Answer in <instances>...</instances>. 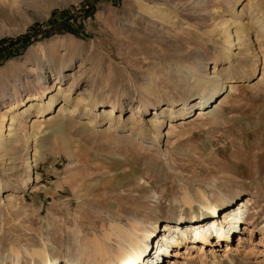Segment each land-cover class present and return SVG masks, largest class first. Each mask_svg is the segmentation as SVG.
I'll list each match as a JSON object with an SVG mask.
<instances>
[{
  "label": "rangeland",
  "instance_id": "374dc122",
  "mask_svg": "<svg viewBox=\"0 0 264 264\" xmlns=\"http://www.w3.org/2000/svg\"><path fill=\"white\" fill-rule=\"evenodd\" d=\"M207 1L216 14L203 15L192 0H0L9 15L0 14L8 30L0 32V82L11 84L6 76L32 65L39 48L57 61L71 54L65 72L77 86H64L60 95L54 87L36 103L47 108L56 96L51 121H63L68 143L84 149L72 157L60 150L31 172L34 149L47 145L53 130L45 139L39 134V143L21 138L11 146L8 137L0 148V264H14L17 253L20 264H43L36 250L67 264L92 248L93 238L117 250L118 238L106 239L112 226L157 221L159 233L180 212L192 219L188 196L203 216L202 193L218 206L226 198H252L248 228L242 224L226 254V243L216 244L211 234L204 248L194 246L188 229V238L158 263L264 264V0H254L251 13L249 0ZM243 7L247 13L240 14ZM231 18L247 25L239 47L234 25L231 36L222 24ZM57 61L43 63L55 71ZM205 98L212 113L195 120ZM37 116L25 118L27 135ZM172 123L177 131L169 134Z\"/></svg>",
  "mask_w": 264,
  "mask_h": 264
},
{
  "label": "bare ground",
  "instance_id": "6f19581e",
  "mask_svg": "<svg viewBox=\"0 0 264 264\" xmlns=\"http://www.w3.org/2000/svg\"><path fill=\"white\" fill-rule=\"evenodd\" d=\"M10 4L17 5L16 0H11ZM192 4V6L196 7L197 9L200 8V12H202L203 15H208L210 12H214L216 14L217 12L214 11L210 6L211 4L208 5L207 0H192ZM248 6L250 8V13L256 10V7H254V0H249ZM13 9L14 8H11V10ZM238 13L239 11L234 10V14ZM245 13H247V10L243 7L240 11V14ZM0 14H3L7 17L9 16L3 11H0ZM259 21H261V19ZM222 24L226 25L225 30L228 31L231 36L233 35L231 33V26L234 25L236 28L234 32L236 37L233 39V43L239 47V45L242 43L239 38L240 30H246L247 25L244 23L239 24L238 20L235 18H231L229 20L227 19L223 21ZM214 25L217 26V24ZM262 26L263 24H260L259 27H261V30L264 31V27ZM5 27L6 25L0 18V32L5 33L8 31ZM0 35H2V33ZM244 37L248 38L249 40L251 39L249 34L244 35ZM38 54L42 57L40 58V56H36L32 62V65L27 66V64H24L22 65L23 67L19 68L17 72H13L11 75H5L7 77V81H10L11 84L6 82L4 83V81L0 82V148L7 144L8 137L12 138L11 146H13L15 142L18 144L22 139L30 138H33L36 143H39L42 141L39 140L41 138L39 134L45 132V135L42 136V139H45L49 132L53 130V135L49 137L48 144L40 148L36 147L34 149L32 155L33 162L30 166L31 172H34V169L41 160H47L52 154L57 155L60 150H63L71 157L75 155L80 156L84 153V149L80 146L79 150H77L78 144L76 142H72V144L68 143L67 138L64 136L65 131L63 129V121H51L52 117H50V112L52 111L54 104L57 103L58 98H56V96L51 97L47 108L44 109H39L40 104L36 103L38 100L48 98V95L54 87L58 88L57 95H60V93H64L67 88L70 91L77 86V81L73 80L72 77L65 72V68L68 65L67 62H73L74 58L70 54L69 58H61L59 61H57L55 53L46 52L43 48H39ZM50 59L54 62L57 61L58 68L55 71L50 69V67L48 68V66H45L43 63L44 60ZM207 61V58H205L203 64H207ZM83 66L84 61L80 62L79 68ZM22 72H27V79L25 82H22ZM213 73H216V65L214 67ZM75 77L77 80L82 78V73L77 70ZM66 85L67 88H64ZM200 85L201 87H204L205 82L201 81ZM223 88V82L220 84V86H213L211 97L221 92ZM229 93L230 96L235 93V86H230ZM79 100L77 103H79ZM207 102L208 99L205 98L198 103L200 106H202V108H199L200 106L193 104V107L199 108L197 111L198 115L195 120L204 119L207 114L212 113V110L210 111L206 107ZM2 104H5L6 106L1 107ZM98 104V102H94L93 105H96L95 107H97ZM118 104L119 102L111 104L105 113L107 115L109 114L113 116L116 113V108L119 107ZM22 106H26L23 111H21ZM215 109H219V105H217ZM62 111L63 109H59V112ZM73 112L74 110H71V115ZM38 113L41 114V116L33 118V123L31 124L32 131L29 135H27L26 131L23 132L25 126L24 120L25 118L28 119L30 115ZM47 115L48 118H46ZM47 121H51L52 125L49 126L51 129H45L47 127ZM43 123H45V128L41 130ZM185 125L182 127H185ZM176 131L177 127H175V124L172 123L169 134L175 133ZM157 135V139H159L160 132H158ZM201 199L202 200L199 203L202 209L206 210L205 212L202 211L203 216L201 217H198L194 208H192V203L194 200L188 196L186 199V204L190 206L191 213L193 214L192 219L185 220L184 213L180 212V215L178 214L180 219L175 222L176 224L172 225V221L166 222L163 225V229L159 230V233L155 230L156 227L158 228L157 221L146 224L138 220L139 223H131L130 227L116 224L112 226V231L106 235V239H110L113 235L116 236L119 242L117 250H114V248L108 246L105 242L99 240L98 238H93L91 241V243H93L92 248L84 249L77 257L75 256V260L72 262H66H68L67 264H129L132 262H139L138 264H149L152 263L153 258H157V256L154 257L155 253L163 254L162 252L167 254L166 256L163 255L164 261L169 253L174 250L171 249L172 247L182 244L186 240V237L188 238V229L192 230L194 233L195 239L191 240L192 243L194 242V246L197 242H201L202 246L200 247L204 248V243L210 240L208 234H211L213 237L217 238L216 244L220 245L224 242L226 243V254L230 249V241L234 240V237L240 233V231H242V224L244 226L243 231L248 228L246 225V221L248 220L247 213L250 211L249 206L255 202L252 198L247 199L246 202L242 200L237 202L231 198H226L224 199L225 205L218 206L214 204L204 193L201 194ZM245 213L247 214L246 216ZM184 227L186 228L185 231L183 230ZM139 230H141L142 234V237L140 238L134 233L135 231ZM179 234L180 236H178ZM156 238L159 239L155 244L154 240H156ZM149 241H153L154 244L150 242L148 246ZM145 248H147L149 251V255H146L148 251H145ZM35 253L41 259L43 264H54L59 262L58 259H53L46 250H36ZM144 255H146L145 260H142L141 258H143ZM16 257L17 260L14 262V264H20L19 253L16 254Z\"/></svg>",
  "mask_w": 264,
  "mask_h": 264
}]
</instances>
